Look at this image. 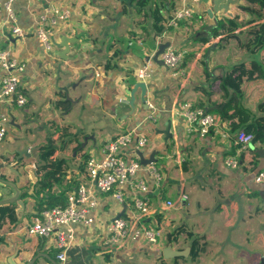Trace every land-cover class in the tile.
<instances>
[{"label":"crops","instance_id":"0c3cea01","mask_svg":"<svg viewBox=\"0 0 264 264\" xmlns=\"http://www.w3.org/2000/svg\"><path fill=\"white\" fill-rule=\"evenodd\" d=\"M129 1L50 0L71 11L58 24L50 50L32 34L15 44L13 53L25 64L21 88L27 102L12 110V121L0 141V177L19 186V198L26 206L17 213L16 203L0 205L15 206L13 221L2 217L0 210V264H9L12 255L16 264H24L38 251L54 253L45 244L54 238L26 232L33 212L39 209L34 183L23 166L37 163L36 148L54 136L58 149L44 164L63 160L51 193L64 199L84 176L86 160L100 157L103 141L131 130L146 136L143 156L153 154L163 172L158 189L153 188L144 165L135 175L150 189V213L142 221L160 229L158 242L129 241L118 250L105 246L106 224L120 212L131 214L132 208H124L111 193H100L92 225L72 226L74 240L65 264H264V180H254L264 171V53L255 44L258 34L262 35L257 29L264 26V0H238L230 4V16L213 13L212 18L207 13L211 4L203 1L142 0L147 4L143 6L138 0ZM42 4V0H17L18 25L34 28ZM184 5L192 7V16L170 25L174 11ZM63 37L72 38L66 47L60 45ZM159 46L182 54L179 77L158 62ZM155 56L151 75L138 79L144 60ZM243 62L247 65L234 72L240 77L237 100L222 115L217 111L223 110L229 96L220 89L221 79ZM232 92L229 88L228 94ZM185 101L216 109L218 126L204 136L189 130L176 112L177 104ZM240 129L253 132L255 139L240 152V165L229 168L224 160L238 151L235 138ZM133 146L134 142L128 150ZM16 150L34 154L23 156L19 174L6 166L14 161ZM124 189L129 203L131 193ZM14 193L0 183V199ZM168 200L172 207L166 206ZM180 226L184 229L177 234ZM187 232L206 243L195 260L189 257ZM163 236L168 240L164 244ZM48 263L39 258L35 264Z\"/></svg>","mask_w":264,"mask_h":264},{"label":"built area","instance_id":"2783aa9c","mask_svg":"<svg viewBox=\"0 0 264 264\" xmlns=\"http://www.w3.org/2000/svg\"><path fill=\"white\" fill-rule=\"evenodd\" d=\"M16 1L0 0V43H2L0 45V141L4 139L12 121V110L24 106L27 102V97L21 88V75L25 64L15 57L13 53L15 44L32 34L46 50H50L51 40L58 24L71 16L69 8L51 3L50 0H42L41 10L36 14V26L26 30L18 25L17 12L14 8ZM188 1L200 2V0ZM192 13V7L184 5L174 11L168 23L175 25L179 20L190 18ZM159 60H162V65L173 77H179L183 73L180 52L169 47L165 48L160 53ZM154 64L153 58L145 59L137 70L138 79H147L153 72ZM4 104L8 107H3ZM176 112L184 118L189 130L194 129L201 136L209 134L219 123L214 112L194 106L188 101L178 103ZM222 136L226 137L227 133L223 132ZM254 139L253 132L240 129L235 138L238 151L225 158V165L229 168H237L240 165V152L247 149ZM133 142L134 146L128 150ZM146 142V136L135 134L133 130L105 139L100 147V157L97 159L90 156L86 160L84 176L72 190L66 193L64 199L51 207H43L33 212L26 232L41 239L54 238L53 242L45 241V244L47 248L54 249L57 264H65L67 260V250L74 240L72 226L80 224L89 227L95 221L97 194L100 193H111L116 202L124 208L125 205H130L132 208L131 214L124 216V213L120 212V215L106 224V233L102 239L105 246L118 250L129 241L143 239L150 244L158 242L160 229L142 221L150 213V189L143 179L135 178L137 171L143 166L137 151L142 150ZM144 166L152 179L153 188L158 189L163 182L162 170L155 162ZM254 180L263 181L264 171H259ZM124 188L131 193L129 203ZM165 203L168 207L173 206L169 200Z\"/></svg>","mask_w":264,"mask_h":264},{"label":"trees","instance_id":"16d2710c","mask_svg":"<svg viewBox=\"0 0 264 264\" xmlns=\"http://www.w3.org/2000/svg\"><path fill=\"white\" fill-rule=\"evenodd\" d=\"M259 15H261L260 11H259ZM156 20L158 21L159 17H157ZM257 30H259V32L262 35L258 34L255 44L263 47V53H264V26L263 25L259 26ZM251 64L256 65L257 68L259 67V65L255 62H252ZM113 65L114 64H112L109 68H111ZM246 65H247V62H243L241 64L234 66L232 68V72H229L225 76V78L221 79L220 89L223 92V94L229 96L227 105L221 111H217L216 109H212L210 111L212 112L217 111L218 113L222 115L228 112V110L230 109L229 105L232 104L233 101L237 100L236 95L239 92L240 77L239 75L234 76V72H236L240 68H244V66ZM229 88L233 91L230 95L228 94ZM57 149H58V144L56 140L54 139V136H51L47 144L42 146L39 149L38 151L39 157L42 160L46 161ZM254 153L255 155L258 154L257 152H254ZM62 164H63V160H59L55 163H51V164L46 163V164H43L41 167H39L40 173H39V176L37 177L38 179L36 183H34V197L37 199L36 201H37L38 209H41L43 207H51L62 201V199H59V196L51 193L52 187L54 186V184H56L59 181ZM44 191H46L45 194H43ZM0 210L2 211L1 212L2 217L5 218V216L7 215L10 221L15 220V213H14L15 206L14 205L0 206ZM183 229L184 228L180 226L176 229L175 232L179 234V232ZM187 236L191 238L189 257L191 260H195L201 253L205 251L206 243L204 241L201 242L202 240L201 236H198L197 234H194L192 232H187ZM1 239L2 238L0 237V240ZM177 258L178 257H176V259Z\"/></svg>","mask_w":264,"mask_h":264},{"label":"water","instance_id":"95a60500","mask_svg":"<svg viewBox=\"0 0 264 264\" xmlns=\"http://www.w3.org/2000/svg\"><path fill=\"white\" fill-rule=\"evenodd\" d=\"M200 1H203L204 3H210L211 4L210 8L207 9V13L212 18L213 13H220V15L223 17L230 16L229 6H230V4H236L238 0H200ZM70 42H72V38L63 37L60 45L66 47V46H68V43H70ZM164 48H165V46H159L158 54L161 53L164 50ZM156 59L157 58L155 56L153 58V60L157 61ZM158 62L160 64H163L162 60H158ZM210 110H211V108H210ZM21 152H24L25 155H23ZM137 153H138V156H139V159H140V162L142 165H146V164H149L151 162L156 161L153 154L150 155V157L145 159L143 156L142 150H138ZM259 153H261V151H259ZM14 154H17V155H15L14 161L8 162L6 164V166H8V168L12 169L15 172V174H19L20 171L18 170L17 166H20V164H21L20 160L23 158V156H25L26 158H29V157L34 156V154L28 152L27 150H16V152ZM35 156L38 159V161L39 160L42 161V159L39 156H37V155H35ZM43 164L44 163L42 162L41 164H37V166L41 167ZM35 169H36V166L34 164H27V165L23 166V171L28 173V175H29V177L33 183H36V181H37V176L35 175ZM0 183H2L3 185H9L11 188H13V190L15 192L12 196H9L6 198H1L0 199V205L16 203L17 205L20 206L17 213H19L20 211H23L25 209L26 204L21 198H19L20 194H21V189L19 188V186H17V184L14 181L9 180L7 178H2V177H0ZM31 189H33V186L31 187ZM118 215H120V214H118ZM14 257H15V255L8 257V263L9 264H16L14 261ZM169 257H171V256H169ZM39 258H46L49 261L48 264H57L56 260L52 256H50V254H48L46 252H41V251H38L34 256H32L31 259L26 261L24 264H35Z\"/></svg>","mask_w":264,"mask_h":264},{"label":"rangeland","instance_id":"374dc122","mask_svg":"<svg viewBox=\"0 0 264 264\" xmlns=\"http://www.w3.org/2000/svg\"><path fill=\"white\" fill-rule=\"evenodd\" d=\"M133 1H134V0H130L129 2L132 3ZM138 2H140V5H141V6H143V5H147V4L144 3L142 0H138ZM153 8H154V6L151 5V7H150L151 13L154 14V16H156V15H155V11H153ZM154 19H155V21L157 22V20H156L157 18H154ZM253 43H255V42H253ZM47 142H48V139H47ZM47 142H46V144H47ZM46 144H45V145H46ZM36 147H38V145H36ZM38 150H39V147L36 148V151H37V152H38ZM37 156H38V155H37ZM10 159H11V157H8V160H9V161H10ZM35 160H37V163L34 164V165L36 166V168H37V172H36V174H39V170H38L39 167L37 166V164H41L42 162L44 163L45 161H44V160H42V161L39 160V161H38V159L36 158V156H35ZM35 171H36V170H35ZM14 173H15V172H14ZM36 174H35V175H36ZM31 182H32V181H31ZM27 188H28V186H25V189H26V190H27ZM62 195H64V190L60 192V196H61V198H62ZM161 239H162V240H161ZM161 239H160V240H161V243H163V244H164L165 240L168 241V240L165 238V236H163V238L161 237ZM175 251H176L177 255H182V254H179V250H175ZM177 255H175V257H179V256H177ZM51 256L54 257L55 254L52 253Z\"/></svg>","mask_w":264,"mask_h":264},{"label":"clouds","instance_id":"9594fccd","mask_svg":"<svg viewBox=\"0 0 264 264\" xmlns=\"http://www.w3.org/2000/svg\"><path fill=\"white\" fill-rule=\"evenodd\" d=\"M55 259V258H54Z\"/></svg>","mask_w":264,"mask_h":264}]
</instances>
